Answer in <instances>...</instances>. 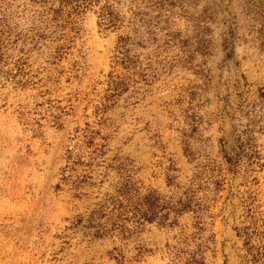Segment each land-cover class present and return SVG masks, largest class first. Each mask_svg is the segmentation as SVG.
Wrapping results in <instances>:
<instances>
[{"label": "rangeland", "instance_id": "1", "mask_svg": "<svg viewBox=\"0 0 264 264\" xmlns=\"http://www.w3.org/2000/svg\"><path fill=\"white\" fill-rule=\"evenodd\" d=\"M125 187L178 211L95 236ZM247 232L264 0H0V264H250Z\"/></svg>", "mask_w": 264, "mask_h": 264}, {"label": "trees", "instance_id": "2", "mask_svg": "<svg viewBox=\"0 0 264 264\" xmlns=\"http://www.w3.org/2000/svg\"><path fill=\"white\" fill-rule=\"evenodd\" d=\"M122 194L126 197L125 201H119L117 199H112L111 204L113 205L112 210L108 211L107 203L99 204V209L92 211L89 219L86 220L85 228H94L95 236H103L106 231L105 224L101 223L102 219L108 218L109 221H113V226H118L121 231L132 232L131 229L126 228L125 225H120L119 222H132L137 225L143 224V222H153L156 219L165 221L170 212H177L176 204H166L162 203L159 196L154 194H148L143 197L131 198L129 196L130 189L124 188ZM167 210V214L164 211ZM131 215V216H130ZM80 223L84 222V219L79 220ZM249 232V231H248ZM245 234V247L247 248V253L250 264H264V245L260 248L252 244V239L254 233ZM190 264H202L196 258L193 259Z\"/></svg>", "mask_w": 264, "mask_h": 264}]
</instances>
